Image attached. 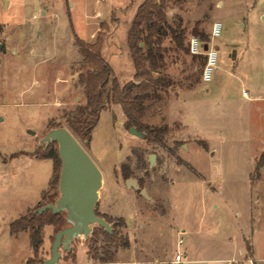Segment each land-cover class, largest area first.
Returning <instances> with one entry per match:
<instances>
[{
  "label": "rangeland",
  "instance_id": "374dc122",
  "mask_svg": "<svg viewBox=\"0 0 264 264\" xmlns=\"http://www.w3.org/2000/svg\"><path fill=\"white\" fill-rule=\"evenodd\" d=\"M144 1L0 0V264H44L52 255L53 225L44 226L35 257L30 231L11 233L10 223L60 196L61 164L54 172V160L42 157L58 150L47 136L90 109L93 65L75 35L102 39L120 84L135 81L127 36ZM166 13L184 46L197 36L219 50L212 80H202L205 55L193 56L168 32L154 72L161 97L147 101L141 118L167 131L157 140L137 136L124 106L109 104L90 140L74 134L102 174L96 212L119 217L109 206L126 221L117 242L92 231L62 245L57 264H172L178 250V264H216L239 243L231 264H264V166L256 171L264 158V0H166ZM216 21L223 30L212 38ZM123 166L149 197L127 185ZM64 213L61 228L71 225Z\"/></svg>",
  "mask_w": 264,
  "mask_h": 264
},
{
  "label": "trees",
  "instance_id": "16d2710c",
  "mask_svg": "<svg viewBox=\"0 0 264 264\" xmlns=\"http://www.w3.org/2000/svg\"><path fill=\"white\" fill-rule=\"evenodd\" d=\"M144 23H148L146 35H144L142 30ZM2 31L3 26L0 24V32ZM168 32L172 34L178 46L190 52L189 45L186 47L183 44L181 33H177L176 29L173 28L167 19L166 0L144 1L137 10L131 30L127 36L136 69L134 75L135 81L128 82L123 86L117 79L111 64L104 59L101 54L102 39L98 38L95 43H89L80 38L77 34L75 35L74 43L79 47L84 60L92 63L93 71L90 73V79L86 84V90L90 94V109H85L80 117L72 119L69 123L70 130L73 134L85 140H90L93 129L99 121L101 112L106 109L109 104L123 105L126 116L128 117V121L126 122L127 127H135L139 131L145 132L151 139L157 140L159 136L167 131V126H151L142 122L141 118L147 110V101L161 97L158 92V86H162V80L161 78L155 77L154 72L164 65V54L168 49L162 46V43ZM195 33L200 35L198 30H195ZM203 35L204 39H206L207 36L205 34ZM141 43H143V45H141ZM145 48H147L146 51ZM136 81H138V83ZM164 83L169 84L167 82ZM42 157L54 160V172H56L58 165L61 164L58 150H53L50 154L42 155ZM263 166L264 158L257 165L256 171L258 172ZM125 167L126 166L122 167V174L125 179H128L131 174ZM57 195L58 194L55 192L54 196L56 197ZM97 214L104 217L108 222H113L114 228L112 232H109L104 227L100 226L101 232L99 233L95 228L92 236L97 238L102 233L109 240L117 242L119 240L117 226H125L124 219L121 217L107 218L105 214ZM64 223V211L54 213L51 209H48L41 214L31 213L30 215H24L15 219L10 223V231L11 233H18L20 231L29 230L31 245L36 257L39 248L43 244L42 231L44 226L53 225L56 231H58ZM120 239V241H123V247H129V238L127 236L123 237L122 235ZM33 259L34 258H29L26 264H31Z\"/></svg>",
  "mask_w": 264,
  "mask_h": 264
},
{
  "label": "water",
  "instance_id": "95a60500",
  "mask_svg": "<svg viewBox=\"0 0 264 264\" xmlns=\"http://www.w3.org/2000/svg\"><path fill=\"white\" fill-rule=\"evenodd\" d=\"M235 53L233 58H236ZM129 131L137 136H145L135 127H131ZM47 138L58 145V154L61 159L60 196L56 199V203L43 205L35 213L41 214L48 209L54 213L61 211L67 213L66 221L71 225L56 232L52 255L44 261V264H57L61 257V246L70 248V243L76 237H89L93 231L92 223H98L109 232L113 229L110 223L104 217L99 216L95 210L99 201V190L102 187V174L92 157L75 135L64 127L52 129ZM151 158L153 160V156ZM126 183L132 188L141 190L143 195L149 197L146 190L141 189L138 180L128 178Z\"/></svg>",
  "mask_w": 264,
  "mask_h": 264
},
{
  "label": "built area",
  "instance_id": "2783aa9c",
  "mask_svg": "<svg viewBox=\"0 0 264 264\" xmlns=\"http://www.w3.org/2000/svg\"><path fill=\"white\" fill-rule=\"evenodd\" d=\"M223 30V23L221 21H216L213 24L212 28V38H216L221 35ZM207 46V48H205ZM190 53L192 55H205L206 56V63L203 68L202 73V80L205 83H208L212 80L214 67L217 62V57L219 54V50L216 48L215 45L210 43H204L201 39L197 36H193L190 39L189 43ZM246 93V92H245ZM181 243V242H180ZM183 253L181 251H177L175 258L172 261V264H178L183 261ZM232 262L230 261L229 264Z\"/></svg>",
  "mask_w": 264,
  "mask_h": 264
},
{
  "label": "crops",
  "instance_id": "0c3cea01",
  "mask_svg": "<svg viewBox=\"0 0 264 264\" xmlns=\"http://www.w3.org/2000/svg\"><path fill=\"white\" fill-rule=\"evenodd\" d=\"M208 86V85H207ZM209 87V86H208ZM207 90H209V88H207ZM247 94V93H246ZM248 95V94H247ZM194 122L196 123L195 119H194ZM191 123V119L190 118H185V124L189 125ZM107 213H110V215H117L119 217H123V215H120V214H117V213H113V211L111 210V208L108 206V209H107ZM125 219V218H124ZM126 221V220H125ZM144 223L140 222V225H143ZM144 226V225H143ZM126 230H127V224H126ZM128 232V230H127ZM246 238V237H245ZM252 239H253V234H252ZM243 242V241H242ZM253 245L255 247V243H254V240H253ZM181 244V243H180ZM241 244L242 243H239L237 246H236V249L234 250L235 252L234 255L232 257H229V258H216L215 261H216V264H220V261L222 260H227L228 262L234 258L237 257V252L238 251H242L243 249L241 248ZM177 253V252H176ZM255 253H256V247H255Z\"/></svg>",
  "mask_w": 264,
  "mask_h": 264
},
{
  "label": "flooded vegetation",
  "instance_id": "af4514ba",
  "mask_svg": "<svg viewBox=\"0 0 264 264\" xmlns=\"http://www.w3.org/2000/svg\"><path fill=\"white\" fill-rule=\"evenodd\" d=\"M139 182V181H138ZM140 184V183H139ZM141 186V185H140ZM141 192V190H139Z\"/></svg>",
  "mask_w": 264,
  "mask_h": 264
}]
</instances>
